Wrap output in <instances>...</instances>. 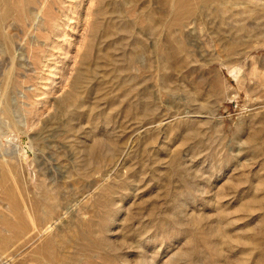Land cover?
Wrapping results in <instances>:
<instances>
[{"label":"rangeland","instance_id":"1","mask_svg":"<svg viewBox=\"0 0 264 264\" xmlns=\"http://www.w3.org/2000/svg\"><path fill=\"white\" fill-rule=\"evenodd\" d=\"M199 1L0 0V264H264V0Z\"/></svg>","mask_w":264,"mask_h":264},{"label":"bare ground","instance_id":"2","mask_svg":"<svg viewBox=\"0 0 264 264\" xmlns=\"http://www.w3.org/2000/svg\"><path fill=\"white\" fill-rule=\"evenodd\" d=\"M212 2V0H201V1H199L197 4L199 5L198 7H195V9L192 11V14L193 13H197V10H198V8L200 7V6H206V5H208V4H210ZM178 5L181 7V4H182V8H183V2H182V0H178ZM212 7V6H211ZM23 8V7H22ZM184 10V9H183ZM6 13V12H5ZM7 14V13H6ZM19 13H17V16L19 17V15H18ZM20 19V18H19ZM184 23V22H183ZM182 25V24H181ZM72 100V99H71ZM6 113H8V114H10V112H9V110L7 109L6 110ZM5 162V163H4ZM7 162L6 161H4L3 159L2 160H0V167H1V169H2V171L0 172V183H2V185H3V187L5 186V182L7 181V179H8V174H7V170L9 169L8 168V166H7V164H6ZM9 185V184H8ZM7 186V185H6ZM12 188V187H11ZM10 191V190H9ZM13 191V190H12ZM6 192V191H5ZM14 193V192H13ZM8 194V193H7ZM7 194H6V196H7ZM5 196V197H6ZM8 198V197H7ZM14 199V198H13ZM12 201H14V200H12ZM14 202H16V201H14ZM54 204V203H53ZM15 206V205H14ZM47 209V208H46ZM13 210V209H12ZM50 210V208L48 209V212H51V211H49ZM16 211V210H15ZM41 212V211H40ZM32 213V212H31ZM50 216V215H49ZM16 217V216H15ZM43 217V216H42ZM42 217H41V219L40 220H42ZM20 219V218H19ZM48 221V220H47ZM19 224H18V226H17V228H18V230L19 231H21L22 233H23V231L24 230H27V226H26V224L23 222V221H21V222H18ZM7 226V225H6ZM33 226H35L34 224H33ZM49 227V226H48ZM47 227V228H48ZM46 229V228H45ZM12 231V230H11ZM15 235V234H14ZM10 236V235H9ZM31 237V236H30ZM81 237V236H80ZM51 238V237H50ZM46 241H48V240H50L49 239V237H47V239H45ZM26 241V240H25ZM53 241V240H52ZM45 242V241H44ZM43 242V243H44ZM49 243H51V242H49ZM48 243V244H49ZM85 243V242H84ZM87 243V242H86ZM83 244V243H82ZM87 245V244H86ZM41 246V245H40ZM48 246V245H47ZM82 246V245H81ZM52 247H54V245H52ZM85 246H83V248H84ZM49 248H50V245H49ZM49 248L47 247V250H49ZM52 249V248H51ZM54 249V248H53ZM55 250V249H54ZM54 251H52V254H55V253H53ZM50 253V252H49ZM48 253V254H49ZM57 253V252H56ZM38 256V255H37ZM56 256L58 257V255L56 254ZM53 257H55V256H53ZM57 257H55V258H57ZM63 259V258H62ZM63 261H65L64 259H63ZM63 261H62V263H63ZM66 264H68V263H66Z\"/></svg>","mask_w":264,"mask_h":264}]
</instances>
